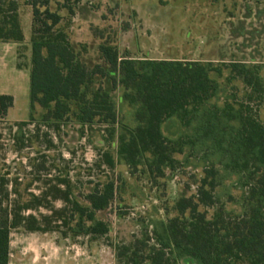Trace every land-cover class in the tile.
Wrapping results in <instances>:
<instances>
[{
	"label": "rangeland",
	"instance_id": "1",
	"mask_svg": "<svg viewBox=\"0 0 264 264\" xmlns=\"http://www.w3.org/2000/svg\"><path fill=\"white\" fill-rule=\"evenodd\" d=\"M13 1L27 38L21 44L0 41V95L15 99L0 120V198L10 210L33 205L24 215L41 220L69 206L62 199L66 193L87 205L86 197L109 181H115L118 191L111 206L97 214L109 225L107 235L76 236L63 221L47 233L19 227L11 234L10 264H151L148 256L157 245L155 224L182 217L178 210L182 199H198L207 164L201 155L190 157L186 149L174 155L175 168H165V176L157 178L145 166L132 172L118 157L120 134L138 126V105H131L124 97L125 89L115 84L100 46L108 43L121 57L132 59L214 63L223 71L210 74L220 86L211 103L222 107L234 102L235 96L245 99L249 92L242 80H229L231 70L226 65H257L264 77V0H0V7L7 11ZM34 2L41 13L37 29L46 10L60 15L55 32L67 37L87 68L105 70L106 75L94 77L90 90L110 93L116 125L97 120L83 126L73 115L60 123H45L46 110L40 106H36L35 121H30L27 68L33 29L30 4ZM4 17L0 14V24ZM260 117L264 120V106ZM162 132L176 140L186 131L174 118L162 126ZM107 155L115 162L113 168L107 164ZM236 180L224 175L216 193L227 210L240 213L239 206L227 203L228 194L237 199L242 195ZM199 210L209 219L214 214L213 208ZM170 264L199 263L188 256H171Z\"/></svg>",
	"mask_w": 264,
	"mask_h": 264
},
{
	"label": "trees",
	"instance_id": "2",
	"mask_svg": "<svg viewBox=\"0 0 264 264\" xmlns=\"http://www.w3.org/2000/svg\"><path fill=\"white\" fill-rule=\"evenodd\" d=\"M28 1V0H27ZM47 3V2H46ZM33 7L30 71V121L34 122L36 106L46 110L45 123L64 121L73 115L83 125L97 120L106 125L117 124V113L109 92L90 90L95 76L106 75L100 66L93 69L81 63L67 37L55 32L62 17L49 10L36 28L41 13ZM12 13V14H11ZM4 20L0 24V41L24 42L17 6L0 7ZM39 30V31H38ZM43 33V34H40ZM102 58L112 69L115 84L126 91L124 97L138 105V126L125 129L119 136L118 157L129 169L145 166L157 178L165 176V168H175L176 154L190 150V157L206 162L205 178L198 199L184 198L178 203L182 217L155 224L157 245L151 249V264H170L171 256L193 258L199 264H264V77L261 68L245 62L226 65L230 81L240 79L249 91L246 98L220 107L211 101L219 92V84L210 76L222 74L214 63L182 60L132 59L121 57L108 43L100 46ZM14 97L0 95V120L14 106ZM176 118L185 134L176 140L164 136L162 126ZM109 167L115 162L107 155ZM236 176L235 187L240 198L228 194V202L240 207V213L229 211L216 193L221 180ZM118 188L109 181L95 188L87 197V205L66 193L62 199L69 205L54 216L24 215L33 209L25 204L10 210L0 198V264H10L11 234L23 227L28 232H51L63 221L73 235L105 236L109 225L97 214L108 209ZM59 192V190H57ZM37 204L42 205L37 199ZM201 206L213 208L209 219ZM189 212V217L186 213ZM139 264V263H136Z\"/></svg>",
	"mask_w": 264,
	"mask_h": 264
},
{
	"label": "crops",
	"instance_id": "3",
	"mask_svg": "<svg viewBox=\"0 0 264 264\" xmlns=\"http://www.w3.org/2000/svg\"><path fill=\"white\" fill-rule=\"evenodd\" d=\"M22 25V24H21ZM22 29H23V26H22ZM23 34H24V39L26 40V38H27V35H25V33H24V30H23ZM24 40V41H25ZM10 45V44H9ZM29 71H31V64L29 65V67L27 68ZM15 100V99H14ZM14 104H15V101H14Z\"/></svg>",
	"mask_w": 264,
	"mask_h": 264
}]
</instances>
